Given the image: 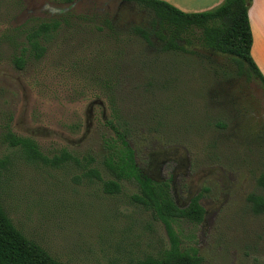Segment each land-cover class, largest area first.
<instances>
[{"label":"rangeland","instance_id":"1","mask_svg":"<svg viewBox=\"0 0 264 264\" xmlns=\"http://www.w3.org/2000/svg\"><path fill=\"white\" fill-rule=\"evenodd\" d=\"M154 20L124 0H0V203L65 264H137L161 257L174 239L201 264H264V213L249 202L264 196V88L197 41L196 53L165 51ZM42 22L59 26L36 57L28 33ZM114 114L141 173L168 182L180 207L201 194L202 223L169 228L136 183L107 193L89 173L112 177L103 160ZM9 134L34 139L49 157L68 150L87 166L31 161Z\"/></svg>","mask_w":264,"mask_h":264},{"label":"trees","instance_id":"2","mask_svg":"<svg viewBox=\"0 0 264 264\" xmlns=\"http://www.w3.org/2000/svg\"><path fill=\"white\" fill-rule=\"evenodd\" d=\"M135 2L155 15L154 32L163 43L165 51L196 53L190 46L197 41L201 46L228 55L239 68V73L249 80H259L264 88V76L251 57L253 32L249 11L253 0H225L218 7L205 11L189 13L164 0H124ZM58 23L42 22L28 33L29 44L36 57L45 53L42 38L58 28ZM135 32L149 43L150 33L140 27ZM19 68H23V57L16 59ZM117 114L108 122L116 137L108 142L104 166L112 177L103 180L100 172L92 168L90 174L98 177L107 193H120L123 181L136 183L141 195L139 199L154 214L171 228V224L178 220H187L200 224L204 221L206 210L201 204V194L192 198L185 207H180L174 201L168 182L155 181L141 173L136 163L135 150L129 142L128 128L119 122ZM13 146H21L27 159L42 162L49 166H64L75 163L87 166L82 160L68 150L59 155L49 157L39 148L38 143L27 137L9 134ZM92 158L88 162L91 163ZM258 185L264 189V173L258 178ZM249 202L256 214L264 213V196L252 194ZM172 236L173 231H172ZM202 258L196 251L181 249L176 239L172 246L161 257L149 256L139 260L137 264H201ZM0 264H65L51 256L39 244L26 237L9 218L0 203ZM109 264H116L111 262Z\"/></svg>","mask_w":264,"mask_h":264},{"label":"crops","instance_id":"3","mask_svg":"<svg viewBox=\"0 0 264 264\" xmlns=\"http://www.w3.org/2000/svg\"><path fill=\"white\" fill-rule=\"evenodd\" d=\"M182 11L195 13L212 10L225 0H164ZM253 32L251 57L264 76V0H253L249 11Z\"/></svg>","mask_w":264,"mask_h":264},{"label":"flooded vegetation","instance_id":"4","mask_svg":"<svg viewBox=\"0 0 264 264\" xmlns=\"http://www.w3.org/2000/svg\"><path fill=\"white\" fill-rule=\"evenodd\" d=\"M145 175H146V174H145ZM147 176H149V175H147ZM149 177H150L151 179H153L151 176H149ZM191 200H192V199H191ZM191 200H190V201H191Z\"/></svg>","mask_w":264,"mask_h":264}]
</instances>
